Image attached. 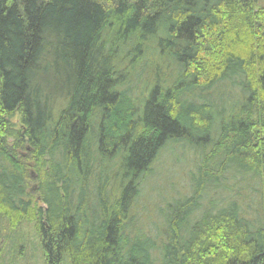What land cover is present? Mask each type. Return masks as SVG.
I'll return each mask as SVG.
<instances>
[{"label":"trees","instance_id":"trees-1","mask_svg":"<svg viewBox=\"0 0 264 264\" xmlns=\"http://www.w3.org/2000/svg\"><path fill=\"white\" fill-rule=\"evenodd\" d=\"M256 1L0 0V217L36 219L45 264L64 254L73 264H264V7ZM148 57L175 76L168 85L156 77L142 96L131 84ZM228 97L229 111L210 114ZM176 144L193 151L188 191L153 202L138 227L140 183ZM98 161L116 165L112 207L93 205L103 190ZM221 188L226 203L213 200ZM139 234L143 245L131 241Z\"/></svg>","mask_w":264,"mask_h":264},{"label":"rangeland","instance_id":"rangeland-1","mask_svg":"<svg viewBox=\"0 0 264 264\" xmlns=\"http://www.w3.org/2000/svg\"><path fill=\"white\" fill-rule=\"evenodd\" d=\"M205 0H200V5ZM213 3L215 0H208ZM264 7V0H257L255 3V9H260ZM151 57V56H150ZM150 57L144 59L140 63L138 69L136 81L131 85L133 86V93H141L142 96L146 94L147 89L155 81L156 77L160 81L159 84L165 81L168 85L174 79V73L169 77V73L164 67L159 63L152 60ZM150 58V59H149ZM134 79V80H135ZM165 87V86H164ZM233 98H226L219 103L215 104V107L211 109L210 114H214L215 111H220L224 107L227 111L230 110V105L233 103ZM14 127L19 126L17 117L11 119ZM29 150L22 153L25 157L27 163V193L31 200V207L36 210L38 207H42V203L38 198V193L36 191L37 182L36 174L37 169L34 163L26 156ZM194 161V155L192 150L183 148L182 146L176 144L170 148V151H162L159 153L157 161L153 166V172L143 178L139 186V194L136 199L137 210L140 211L143 207V217L139 222V226L144 228L145 221L149 220L151 214L154 211V203L157 202L159 206H163L164 202H170L173 198H180L185 195L188 191L189 182V170L192 169V162ZM99 171L95 176L98 179L95 180L96 187L101 188V192L97 190V200L93 204L96 208L101 202H105V205L112 207L114 200L118 196L119 189V178L115 174L116 165L112 166L109 163L102 161L99 162ZM116 164V162H115ZM94 178V177H93ZM90 183H92V177L89 178ZM81 178H71L72 184L75 186L76 193L73 195V204H80L82 199L78 193V187L80 186ZM105 186V188H104ZM92 190V189H90ZM92 192V191H91ZM96 196V195H95ZM228 193L223 188L220 189L218 194L213 199L216 202H225V198ZM86 197V195H85ZM84 197V200H85ZM92 195L89 196V199ZM100 200V201H99ZM154 202V203H153ZM83 206V205H82ZM91 208V205L85 206ZM85 207L83 206L84 210ZM81 217L83 214L80 215ZM36 219L31 215H27L16 225H12L4 217H0V264H45L43 248L40 241L39 232L35 227ZM141 231H143L141 229ZM138 240L136 243L138 245H143L144 236L139 234L135 238H131V241ZM60 264H73L70 256L64 254ZM76 264H85L84 262L77 261Z\"/></svg>","mask_w":264,"mask_h":264},{"label":"water","instance_id":"water-1","mask_svg":"<svg viewBox=\"0 0 264 264\" xmlns=\"http://www.w3.org/2000/svg\"><path fill=\"white\" fill-rule=\"evenodd\" d=\"M43 206V205H42Z\"/></svg>","mask_w":264,"mask_h":264}]
</instances>
